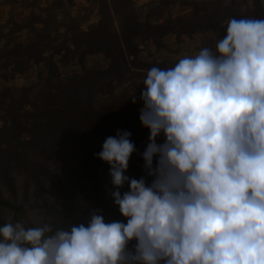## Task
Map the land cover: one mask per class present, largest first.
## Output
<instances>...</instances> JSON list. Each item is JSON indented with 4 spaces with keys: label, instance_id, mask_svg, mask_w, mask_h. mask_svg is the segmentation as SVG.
Here are the masks:
<instances>
[{
    "label": "clouds",
    "instance_id": "obj_1",
    "mask_svg": "<svg viewBox=\"0 0 264 264\" xmlns=\"http://www.w3.org/2000/svg\"><path fill=\"white\" fill-rule=\"evenodd\" d=\"M143 85L145 176L126 175L129 131L96 154L123 220L5 223L0 264H264V18H231L215 52L154 66Z\"/></svg>",
    "mask_w": 264,
    "mask_h": 264
},
{
    "label": "rangeland",
    "instance_id": "obj_2",
    "mask_svg": "<svg viewBox=\"0 0 264 264\" xmlns=\"http://www.w3.org/2000/svg\"><path fill=\"white\" fill-rule=\"evenodd\" d=\"M233 17L264 18V0H0V225L67 229L93 211L123 220L96 154L108 136L129 131L136 152L126 175L145 176L148 70L215 52ZM126 23L172 30L160 39L139 33L127 47Z\"/></svg>",
    "mask_w": 264,
    "mask_h": 264
},
{
    "label": "trees",
    "instance_id": "obj_3",
    "mask_svg": "<svg viewBox=\"0 0 264 264\" xmlns=\"http://www.w3.org/2000/svg\"><path fill=\"white\" fill-rule=\"evenodd\" d=\"M129 23H126L123 27H122V36H123V40L124 43L127 47H129L131 40H133L134 38H137V34L141 33L144 35H147L146 38H153V39H160L163 36H165V34L168 32V30H172L171 27L169 26H155V27H146V28H142L139 25H132L131 27H128ZM138 32V33H137ZM156 34L155 37H152ZM139 37V36H138ZM86 155V152L83 153H79L78 156L79 158H81L82 160V156ZM95 158L91 159V161H89L90 164H94ZM99 166L100 162H97ZM96 165V163H95ZM96 170H92L91 172L94 174ZM128 174V173H127ZM130 174V178H133L134 176V170L129 171ZM132 176V177H131ZM94 182V180H93ZM110 186L112 187L111 183ZM94 195L97 196V200L98 201H103L104 200V196H106V190L105 189H101V188H97L94 191Z\"/></svg>",
    "mask_w": 264,
    "mask_h": 264
}]
</instances>
